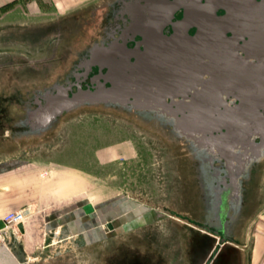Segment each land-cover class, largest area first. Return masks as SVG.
I'll return each mask as SVG.
<instances>
[{
	"label": "rangeland",
	"instance_id": "1",
	"mask_svg": "<svg viewBox=\"0 0 264 264\" xmlns=\"http://www.w3.org/2000/svg\"><path fill=\"white\" fill-rule=\"evenodd\" d=\"M110 2L0 0V182L10 162L37 172L39 164L42 177L58 178L60 186L74 174L80 196L89 185L93 201L122 206L116 223L125 230L118 236L134 235L157 245L178 243L180 234L187 261L199 262L196 235L207 230L191 216L202 211L194 160L182 140L165 137L125 113L95 107L64 113L41 134L18 137L27 127L17 123L34 107L25 102L37 90L65 81L78 53L100 39ZM250 183L235 238L224 243V251L234 252L236 261L252 262L253 253L264 249V157ZM30 208L32 214L38 210ZM105 227L112 245L122 239ZM43 236L42 245L29 251L22 231L10 227L0 232V264L72 261L85 244L82 233L68 225L46 229ZM256 256L264 263V253Z\"/></svg>",
	"mask_w": 264,
	"mask_h": 264
},
{
	"label": "water",
	"instance_id": "2",
	"mask_svg": "<svg viewBox=\"0 0 264 264\" xmlns=\"http://www.w3.org/2000/svg\"><path fill=\"white\" fill-rule=\"evenodd\" d=\"M163 4L170 8V17L174 10L180 7L185 9V18L174 23L175 32L172 35H163L159 28L149 27L143 34V51L140 47L134 50L124 42H115L110 47L97 49L99 52L91 62H100L101 67L108 68L107 72L96 76L94 78L96 85L92 87L84 88L79 82H68L66 85L54 83L40 91L36 101L37 107L29 111L24 122L27 127L26 133L41 134L51 128L64 113L86 106L104 103L106 106L121 105L130 108L135 103L132 99L142 96L146 98L143 100L138 98L137 101L148 105L150 99L147 96L150 91L146 81L155 79L160 74L154 76L148 70L161 71L163 68L159 58L152 61L153 67L148 65L147 53L155 46L151 45V41L154 38L162 41V55L163 52L167 53L164 48L173 51L171 48L173 47L176 50L175 56L169 55V58L172 62L174 58L179 59L177 55L180 54L179 43L183 38V31L194 21L193 14L201 7H211L213 11L219 8L226 9L225 14L214 17L215 22L224 24L220 29L222 39L226 38L225 32L231 27L230 17L237 13L243 17L244 24L237 25L236 28L240 27L248 37L247 55L244 58L250 74L247 80L251 89L257 86L261 89L260 93L263 94L264 101V0H164L154 3L155 6ZM135 53L138 60L134 62L131 58ZM174 77L171 75V79H179L177 76ZM73 85L77 88L74 91ZM220 85H217L218 96L225 101L223 91L220 89L223 86L219 87ZM161 101L165 105V101ZM245 103L243 101V105ZM174 104L176 107L173 106ZM140 112L146 117L152 112L159 114L162 120L173 125L178 136L184 135L190 140L195 150L209 152L210 162L214 157H224L230 171L227 175H220L218 171L215 173L218 181L223 184L222 187L215 188L216 212L221 215L230 207L235 211L241 208L242 177L248 175L252 164L264 157V102L254 108L236 106L235 108L182 109L179 107V101H175L172 96L170 105L154 109L144 107ZM84 208L87 211L93 209L91 203L85 204ZM108 226L113 228L111 222ZM5 227V221L0 218V230ZM19 228L24 232L23 223L19 224Z\"/></svg>",
	"mask_w": 264,
	"mask_h": 264
},
{
	"label": "flooded vegetation",
	"instance_id": "3",
	"mask_svg": "<svg viewBox=\"0 0 264 264\" xmlns=\"http://www.w3.org/2000/svg\"><path fill=\"white\" fill-rule=\"evenodd\" d=\"M155 2H164V0H112V2L109 3L110 10L107 13L108 22L101 32L100 39L93 41L87 45L81 53H78V59L74 61L71 69H69V71L65 74V81H57L55 83L66 85L68 82H79L84 88L92 87L93 85H96L94 78L100 73H106L108 70L106 66L101 67L100 62H91L96 56L97 52H99L97 49L102 47H110L115 42H124L128 47L133 48L134 50L140 47V49L143 51V34L144 31L149 27H155L157 29L159 28L163 35H172L175 32L174 23L185 18L184 7L174 10L172 12V16L170 17V8L165 4L161 6H155ZM225 13V8H219L213 11L211 7H201L197 13L193 14L194 21L184 29L182 36L183 38H181V43H179L184 45L186 49V51L185 49L184 51L187 54L184 55L183 58H179L180 63L177 64H182L186 72H190V69L188 70L187 68L188 64L198 62L202 59V57L206 58L207 56L208 58L210 57V54L214 52L211 48L213 43H208L205 32H207L206 30H208L207 28L209 25L213 26L218 24L214 20L215 16L223 15ZM230 25L231 27H229L225 32V37L227 39H223L230 41L232 46L229 55L224 58V62L227 65V70L225 72L229 79L227 87L222 88L223 98L225 101L218 99V88H216L218 87V84H216V80H219V73L213 69V67L211 68L209 65L203 63H195L197 70L196 75L194 76L199 78V80L195 79V82L199 84V87H196L192 84L187 86L184 83L185 81L182 80V77H179V79L175 78V71L177 67H170V65L173 66L174 63L171 62V58H169L170 56L167 55V53L163 52L162 55V41L154 38V40L151 41V45L155 46L154 48L152 47L147 53L148 65L153 67L154 64L152 61L154 62L155 59L159 58L161 59L163 68L161 71H156L154 69L148 70V72L154 76H156L157 73H160L158 74L157 78L148 79L146 81L147 87L150 91L147 96V98L150 99L148 105H143L142 102L137 101L138 98L140 100L146 98L142 96L138 97L137 99L133 98L132 100L135 103H133L130 108L121 105L106 106L104 103H100L95 106H86L110 109L125 113L133 117V119L138 123L145 125L146 127L162 134L165 137H169L175 141L182 140L184 142V146L187 148V151L194 160L193 170L198 180L199 201L202 211L201 215L199 216L197 214H190L195 219V221H201L200 225L203 227V229L211 231V233L219 236L217 246H220V249L224 247V243L226 241L234 240L235 238L237 227L239 225L240 219L243 216L242 209L244 204V192L245 189L248 188L247 185L251 184L250 182L253 178V172L256 171L260 161L252 164V166L249 168L248 175L242 177L241 208L238 211H235L234 208L230 207L226 213L219 215L216 212L217 205L215 203V188L216 186L222 187L223 184L218 181L215 173L217 171L220 173V175H227L229 173L230 169L227 167L226 159L224 157L218 156L214 157L210 162L209 157L211 155L209 152L206 153L204 151V154H206L205 157L203 153H201V155L199 151L195 150L190 140H188L184 135L178 136L173 125L162 120L159 114L152 112L146 117L140 112V110L144 107H148V109L164 108L165 106L172 103V96L175 101H179V107L182 109H186L187 107L216 109L235 108L236 106L240 108H247L249 106L254 108L261 106L264 102L263 94L260 93L261 89L258 88V86L251 89L247 80V77L250 74L247 62L244 58L247 55L246 41L248 40V37L240 27L236 28V26L232 24ZM191 43H199V49H196V51H188L187 49H190L188 45H191ZM185 45H187V47ZM201 48L202 50L200 51ZM163 50L168 52L167 50L169 49L164 48ZM193 52H195V55ZM137 57L138 56L135 53L131 60L135 62L138 60ZM210 59L211 58H209V60ZM188 74L189 77L192 76L190 73ZM171 75L175 76V80L171 79ZM198 81H200V83ZM76 89V85H73L72 90L74 91ZM213 90H215V92ZM39 92L40 90H37L33 99L25 102V104L28 106L34 104L33 108L29 107L28 113L30 110L37 107L36 101L38 100ZM161 100L165 101V105H163ZM243 101L246 102L244 105ZM173 106L176 107L175 104ZM28 113L17 123V126L22 128L26 127L24 122L26 121ZM36 133L37 132L32 134ZM18 135V137L21 135H26V130L23 129V131Z\"/></svg>",
	"mask_w": 264,
	"mask_h": 264
},
{
	"label": "crops",
	"instance_id": "4",
	"mask_svg": "<svg viewBox=\"0 0 264 264\" xmlns=\"http://www.w3.org/2000/svg\"><path fill=\"white\" fill-rule=\"evenodd\" d=\"M6 167L7 171L0 182V218L14 210L13 208L38 207L23 222L25 244L29 251L37 246L39 248L44 241V230L56 225L76 227L82 233L85 244L78 257L56 264H259L262 257L257 258L256 255L264 253V249L260 252L258 249L253 253L252 262L236 261L235 253L224 251L225 247L220 249L218 241H213L211 231L207 230L196 235L195 249L196 255H200L199 262H188L185 241L180 234L176 237L178 243L164 240L157 245L142 241L134 235L127 239L118 236L125 230L123 224L116 223L117 218L121 221L122 213L119 212L122 211V206L118 201H93L89 185L88 188H83L80 196L81 193L75 190V177L71 176L74 174H68L72 180L60 186L58 178L54 182L55 179L45 180L42 177L44 173L40 171L39 164L38 172L24 164L12 162ZM87 203H91V211L84 208ZM112 221L115 224L113 223V228L108 226L109 229L115 231L114 236H118L115 238H122L113 245L111 237H107L105 227Z\"/></svg>",
	"mask_w": 264,
	"mask_h": 264
},
{
	"label": "bare ground",
	"instance_id": "5",
	"mask_svg": "<svg viewBox=\"0 0 264 264\" xmlns=\"http://www.w3.org/2000/svg\"><path fill=\"white\" fill-rule=\"evenodd\" d=\"M237 14H239V13H237ZM229 22H230V24H232L234 26L241 25V24L243 25L244 24V20H243L242 16L239 17L238 15L231 16ZM223 25H224L223 23H219L217 25H213V26L209 25L208 26V28H207L208 30H206L207 32H205L206 37H207L206 39L208 40V43L209 42L213 43L211 48L213 49L214 52H212L210 54V57H208V58H207V56H206V58L202 57V59L199 60L198 62H193V64L192 63L188 64L187 68H188V70L190 69V72H186L185 68H184V66L182 64L181 65L177 64V63H180L179 62L180 59L174 58L173 62L171 61L172 63H174V65L173 66L170 65V67H172V68L177 67V69L175 71V75L177 77H182V80L185 81L184 83L187 86L189 84H192V85H195L196 87H199V84H197L195 82V79L199 80L198 77L194 76V75H196V70H197L195 63L196 64L203 63V64H206V65H209V67H211V68L213 67V69H215L219 73L218 77L220 78V80H218V81L216 80V84H221L224 88L227 87L226 84H228V80L229 79H228V76H227V74L225 72L227 70V65L224 62V58H226V56L229 55V52H230L232 46H231V42L230 41L222 39V33H220V29L222 27H224ZM204 42H206V41H204ZM200 43L203 44L202 42H200ZM182 44H184V43H182ZM185 46L187 47V45H185ZM188 47L190 48V49H187L188 51H191V50H193V51L195 50L196 51V49H199L200 44L199 43H191V45H188ZM171 48H172L173 51L167 50L168 51L167 55L175 56L174 55V51H176V50L173 49V47H171ZM184 49H185L184 45L180 44V47H179L180 54L177 55V58L178 57L179 58H183V56L187 54L185 52L186 49H185V51H184ZM201 50H202V48L200 49V51ZM193 53L195 55V52H193ZM209 58H211V59L209 60ZM189 66H190V68H189ZM180 68H182V69H180ZM188 73H190V75H192V76L189 77ZM219 81H220V83H219ZM198 82L200 83V81H198ZM221 85L219 87H221ZM216 88H218V87H216ZM220 89H222V88H220ZM213 91L215 92V90H213ZM216 95H217V92H216Z\"/></svg>",
	"mask_w": 264,
	"mask_h": 264
},
{
	"label": "built area",
	"instance_id": "6",
	"mask_svg": "<svg viewBox=\"0 0 264 264\" xmlns=\"http://www.w3.org/2000/svg\"><path fill=\"white\" fill-rule=\"evenodd\" d=\"M31 213V208L29 206L22 207L16 210L8 211L2 219L6 223V227L0 230V232L6 230L7 228L13 227L17 232H20L19 224L23 223L27 216Z\"/></svg>",
	"mask_w": 264,
	"mask_h": 264
}]
</instances>
